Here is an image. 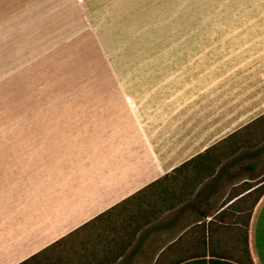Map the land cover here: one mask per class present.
I'll return each mask as SVG.
<instances>
[{
	"label": "crops",
	"instance_id": "1",
	"mask_svg": "<svg viewBox=\"0 0 264 264\" xmlns=\"http://www.w3.org/2000/svg\"><path fill=\"white\" fill-rule=\"evenodd\" d=\"M186 62L0 154V264L99 226L74 264H264V181L211 152L264 116V38Z\"/></svg>",
	"mask_w": 264,
	"mask_h": 264
},
{
	"label": "rangeland",
	"instance_id": "2",
	"mask_svg": "<svg viewBox=\"0 0 264 264\" xmlns=\"http://www.w3.org/2000/svg\"><path fill=\"white\" fill-rule=\"evenodd\" d=\"M260 38L264 0H0V154L32 153L50 122L110 101L143 75L190 59L206 65ZM263 145L264 116L211 152L243 156ZM248 161L260 184L264 152ZM109 228L87 229L29 264H74Z\"/></svg>",
	"mask_w": 264,
	"mask_h": 264
},
{
	"label": "trees",
	"instance_id": "3",
	"mask_svg": "<svg viewBox=\"0 0 264 264\" xmlns=\"http://www.w3.org/2000/svg\"><path fill=\"white\" fill-rule=\"evenodd\" d=\"M263 152H264V145L261 146L260 148L256 149V150L251 151V152H246L243 156H249V157L252 158V157H257V156H259V154H261V153H263ZM244 167H245L246 169H248V170H251V169H253L254 164H253V163H246V164L244 165ZM263 186H264V184H263ZM36 257H37V255L31 257L30 260L24 261L22 264H27L29 261L35 259Z\"/></svg>",
	"mask_w": 264,
	"mask_h": 264
}]
</instances>
